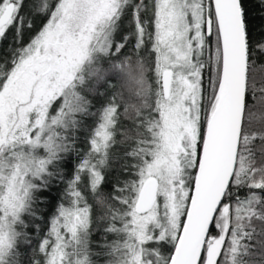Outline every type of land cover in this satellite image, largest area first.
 Here are the masks:
<instances>
[{
	"label": "snow or ice",
	"instance_id": "obj_1",
	"mask_svg": "<svg viewBox=\"0 0 264 264\" xmlns=\"http://www.w3.org/2000/svg\"><path fill=\"white\" fill-rule=\"evenodd\" d=\"M0 264H264V0H0Z\"/></svg>",
	"mask_w": 264,
	"mask_h": 264
}]
</instances>
